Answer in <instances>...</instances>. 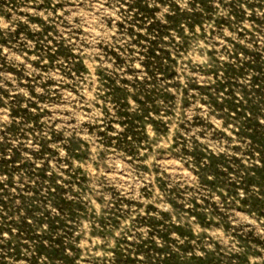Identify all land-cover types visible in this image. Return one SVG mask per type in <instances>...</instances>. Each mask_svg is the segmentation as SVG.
Wrapping results in <instances>:
<instances>
[{"label": "rangeland", "instance_id": "374dc122", "mask_svg": "<svg viewBox=\"0 0 264 264\" xmlns=\"http://www.w3.org/2000/svg\"><path fill=\"white\" fill-rule=\"evenodd\" d=\"M0 264H264V0H0Z\"/></svg>", "mask_w": 264, "mask_h": 264}]
</instances>
